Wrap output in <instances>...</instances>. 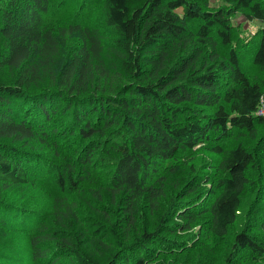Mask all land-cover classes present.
Masks as SVG:
<instances>
[{
	"label": "trees",
	"instance_id": "16d2710c",
	"mask_svg": "<svg viewBox=\"0 0 264 264\" xmlns=\"http://www.w3.org/2000/svg\"><path fill=\"white\" fill-rule=\"evenodd\" d=\"M221 1L102 0L105 53L101 36L70 16L69 0H0V66L17 73L0 79V264H145L154 254H132L136 244L159 241L162 253L195 246L192 237L164 239L158 226L123 243L117 228L135 226L144 198L159 209V164L196 146L213 154L211 173L200 175L210 182L206 230L227 233L246 186L259 188L249 175L264 156V77L243 68L230 20L239 11L263 24L249 58L264 73V0ZM73 31L83 37L77 52L62 53ZM110 73L122 79L116 86L96 76ZM87 193L94 217L81 221L70 199ZM201 195L168 199L174 227L188 228ZM249 231L234 236L227 264L241 250L264 258V240Z\"/></svg>",
	"mask_w": 264,
	"mask_h": 264
},
{
	"label": "rangeland",
	"instance_id": "374dc122",
	"mask_svg": "<svg viewBox=\"0 0 264 264\" xmlns=\"http://www.w3.org/2000/svg\"><path fill=\"white\" fill-rule=\"evenodd\" d=\"M210 2L212 5H216V7L223 4L221 0H210ZM66 6L67 10L69 9L70 16L75 17L74 21L79 22L83 27H86V29L101 36V42L103 43L102 48L106 53V42L107 38L111 36V32L103 24L102 0H69V3H66ZM63 7H65V5L61 8ZM54 16L55 15H52L51 18ZM66 17V19L61 21L62 24H68V13ZM230 22L233 26V36L235 41H237L238 44L241 43L239 48L241 50L246 49L245 56L241 59L243 68L246 70L249 68L251 74H256L260 78L264 77V73L254 67L249 58V49L250 47H253L254 43H256V34L260 31L263 24L255 19H246L239 11L234 12L231 15ZM82 38L83 37H81L79 31L70 32L69 37L67 36V40L64 42L65 45L61 48L62 53L67 50V46L69 45V54H76V46L81 43ZM16 74V69L7 70L6 66H0V79L9 81L14 78ZM96 76L97 78L103 77L104 79L101 78L100 82H107L105 85L108 84V86H116L117 81L122 80L115 73H110V75L106 77L99 75ZM97 78H95L92 83L93 87L95 84L99 83ZM48 84H53L55 87L58 86L57 83H40V85L44 86H47ZM92 86H90V89H92ZM44 89H46V87L35 88V90L38 91ZM61 89H64L66 93H72L70 89L64 88L63 86L58 87V90ZM58 116L59 115L57 114L53 116L51 122L54 124L61 123L63 120H59L60 117ZM54 119L58 120L54 121ZM244 142L249 141L244 140ZM197 147L198 146L194 148L195 153L193 154H186L185 157L178 158L176 161H174V159L168 160L164 165L163 163L159 164L157 173L155 174L156 178H165L166 176V180L162 184L165 196L159 202V209L151 213V210L148 207V202L146 201V198H144V203L142 204L140 202V211L137 214L138 216L135 226L126 229L124 227L125 223L121 222L117 228L119 236L124 237L122 240L123 243L135 241L145 230L156 231L157 226L159 227L158 230L165 229V231L162 230L161 232V236L164 239L168 237L171 240L182 243L185 242L187 237H192L193 239L191 241L196 243L193 247L192 245L189 246V244L186 247L180 244H171L172 247L169 246L171 248L165 253H162L159 248V241L136 244L132 248V254L137 256V253L139 252L142 254L145 253V248H143L145 246L148 248L145 254H154L153 258L146 260L145 264H227L228 262L225 258L230 253L233 238L237 233L248 229L250 230L249 233L264 240V156L260 154V159H257V167L254 168L249 175L250 179L257 181L256 185H258L259 188H252V183L246 186L241 196V204L235 221L228 226L227 233L224 236L216 237L208 234L205 224V221L208 219V212H202L205 205L210 200L208 195H206L209 194L208 188L210 182H201L202 178L200 177L202 174L211 173L212 170L206 164L213 159V154H210L207 151H196ZM106 172L107 171L102 172L99 178H97L98 180L92 182L90 189H96L98 183L105 180ZM199 192L202 193L200 196L201 198L198 200L195 199L196 201H194V204L191 206L196 208L194 220L190 222L188 228L184 230H181L180 227H174L176 223H179L178 220L180 218H178L174 210H171L170 208L168 209V199L173 195L176 197L183 196L184 198H187L189 196H194V194ZM16 198H19V195L16 194ZM70 201L71 203H73V201L75 202L74 208L79 213L81 221H85L91 216L94 217V212L91 207L93 200L88 196V193L83 195V199L74 197L71 198ZM101 204L106 205L105 208L110 209L112 212L110 214L112 216L116 215L115 209L112 208L113 203L104 201L101 202ZM196 206H199V208L197 209ZM167 209L169 216L166 217L165 214L164 220L161 224V217ZM80 223L82 226V222ZM139 247L141 251H138ZM158 249L161 252L155 254ZM248 256L249 255L246 254L244 250H241L231 259L232 264H264V258L251 262V258ZM1 261L13 263L12 260L8 259H1Z\"/></svg>",
	"mask_w": 264,
	"mask_h": 264
},
{
	"label": "built area",
	"instance_id": "2783aa9c",
	"mask_svg": "<svg viewBox=\"0 0 264 264\" xmlns=\"http://www.w3.org/2000/svg\"><path fill=\"white\" fill-rule=\"evenodd\" d=\"M258 114L264 115V103H262L258 108Z\"/></svg>",
	"mask_w": 264,
	"mask_h": 264
}]
</instances>
